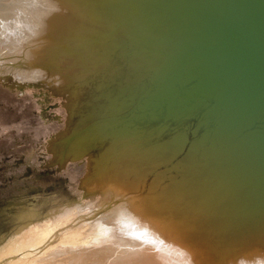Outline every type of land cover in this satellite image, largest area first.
Here are the masks:
<instances>
[{
  "label": "water",
  "instance_id": "95a60500",
  "mask_svg": "<svg viewBox=\"0 0 264 264\" xmlns=\"http://www.w3.org/2000/svg\"><path fill=\"white\" fill-rule=\"evenodd\" d=\"M56 2L35 64L64 90L47 167L85 163L86 200L103 175L139 183L99 200L152 199L209 264L264 257V0Z\"/></svg>",
  "mask_w": 264,
  "mask_h": 264
},
{
  "label": "bare ground",
  "instance_id": "6f19581e",
  "mask_svg": "<svg viewBox=\"0 0 264 264\" xmlns=\"http://www.w3.org/2000/svg\"><path fill=\"white\" fill-rule=\"evenodd\" d=\"M63 16L64 10L58 8L56 0H0V77L4 82L18 87H42L50 94L64 91L56 77L35 65L38 64L39 52L49 42L45 38L54 31V24ZM62 110L65 118V110ZM97 163L92 161V166ZM71 165L84 172L85 163L67 167ZM108 175H103L99 184L88 185L85 194L90 192L89 196L94 198L86 197V200L82 196L84 202L77 207L80 213L71 221L54 230L51 223L42 226H49L44 234L50 235L41 250L47 252L61 246L53 253L73 242V246L67 247L72 252L82 253V257L66 256L59 260V264H209L199 253L186 247L178 234L161 228V222L165 221L151 208L152 199H144L145 203L137 205L130 200L126 205L107 208L111 201H105L112 198L115 190L139 186L137 182L120 184ZM99 194L106 200L100 201ZM42 229L36 228L32 232L37 235ZM39 235L33 240L40 239ZM11 241L10 238L3 250L0 249V264H14L17 259L16 254L8 255L13 246ZM88 253L92 255L83 256ZM229 264H264V257L244 258Z\"/></svg>",
  "mask_w": 264,
  "mask_h": 264
},
{
  "label": "rangeland",
  "instance_id": "374dc122",
  "mask_svg": "<svg viewBox=\"0 0 264 264\" xmlns=\"http://www.w3.org/2000/svg\"><path fill=\"white\" fill-rule=\"evenodd\" d=\"M59 103L42 87H18L0 77V249L12 239L8 255L16 254L14 264H59L66 256L82 254L67 247L73 242L57 252L51 253L61 246L41 250L50 235L44 234L49 226H42L51 223L54 230L65 225L84 202L75 191L83 175L80 167L66 166L59 173L47 168L48 144L63 127ZM33 228H43L36 241Z\"/></svg>",
  "mask_w": 264,
  "mask_h": 264
}]
</instances>
